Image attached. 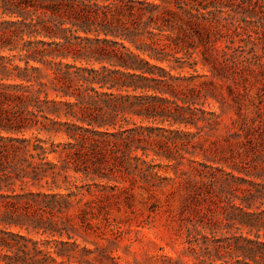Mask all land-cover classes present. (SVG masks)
Instances as JSON below:
<instances>
[{"label": "trees", "instance_id": "16d2710c", "mask_svg": "<svg viewBox=\"0 0 264 264\" xmlns=\"http://www.w3.org/2000/svg\"><path fill=\"white\" fill-rule=\"evenodd\" d=\"M259 35L264 0H0V264H90L75 236L126 193L102 182L149 190L171 180L158 161L206 206L194 264H264Z\"/></svg>", "mask_w": 264, "mask_h": 264}, {"label": "rangeland", "instance_id": "374dc122", "mask_svg": "<svg viewBox=\"0 0 264 264\" xmlns=\"http://www.w3.org/2000/svg\"><path fill=\"white\" fill-rule=\"evenodd\" d=\"M253 29L252 25H248ZM258 47L264 46V39L259 35ZM165 66V64H164ZM200 71V65H198ZM264 71V70H263ZM191 72L184 70V74ZM258 82H253L250 88V98L256 102V92H262L264 84V73L257 74ZM240 92L242 90L240 88ZM215 106V105H213ZM217 110V107L210 106ZM248 114L252 112L249 107ZM251 115V114H250ZM236 119L234 113L228 109L224 110L223 122L231 127V120ZM39 138L48 141H61L59 136H47L44 133L37 134ZM31 133H26L30 136ZM190 158L189 155H186ZM201 161L202 157H193ZM49 159H52L49 157ZM55 161V159H52ZM161 168L159 174L163 180L159 186L147 190L146 184L142 180L131 182L126 178L116 177V181L102 182L109 186L117 185L121 190L126 189V193L115 191V196H110V190H103L101 194L108 195L101 202L93 204L94 218H87L91 225V230L79 231L80 236H75L76 244L79 245L74 251L77 259H85L90 264H194L192 256L187 251L185 243V223L186 218L201 220L207 215L206 206L203 202L194 208L197 214L187 210L190 205L189 197L191 190L179 183L172 166H164L165 161H158ZM186 162L180 169L185 170ZM16 192H20L18 184L14 186ZM24 190H35V188H25ZM100 207L96 209V205ZM211 208V207H210ZM83 209L88 211V207ZM205 213V214H204ZM209 216V215H208ZM207 218V216H206ZM15 230V229H14ZM25 235V232L22 231ZM34 240L44 239L38 235L30 234ZM65 240V237H63ZM88 250L90 254L84 256L80 249ZM76 264V263H71ZM88 264V263H83Z\"/></svg>", "mask_w": 264, "mask_h": 264}]
</instances>
